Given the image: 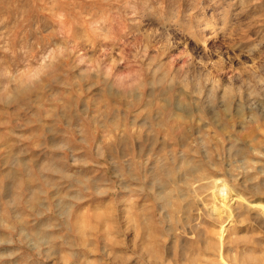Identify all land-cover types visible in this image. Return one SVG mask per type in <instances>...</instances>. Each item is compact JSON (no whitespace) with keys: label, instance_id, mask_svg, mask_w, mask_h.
<instances>
[{"label":"rangeland","instance_id":"obj_1","mask_svg":"<svg viewBox=\"0 0 264 264\" xmlns=\"http://www.w3.org/2000/svg\"><path fill=\"white\" fill-rule=\"evenodd\" d=\"M248 255L264 0H0V264Z\"/></svg>","mask_w":264,"mask_h":264},{"label":"bare ground","instance_id":"obj_2","mask_svg":"<svg viewBox=\"0 0 264 264\" xmlns=\"http://www.w3.org/2000/svg\"><path fill=\"white\" fill-rule=\"evenodd\" d=\"M256 241V240H255ZM250 248H251V250H252V252H254V249H255V247H254V245L253 246H250ZM251 250H250V252H251ZM258 250H259V248H258ZM251 252V253H252ZM255 253V252H254ZM264 257V256H263ZM262 257V258H263ZM242 261H244V262H246L247 264H251V263H260V262H262L261 261V258H259V257H257V256H249L248 255V257H246L245 259H243ZM241 261V262H242Z\"/></svg>","mask_w":264,"mask_h":264}]
</instances>
